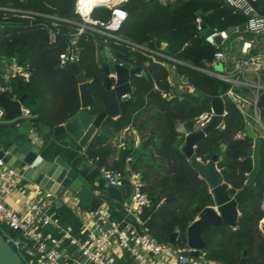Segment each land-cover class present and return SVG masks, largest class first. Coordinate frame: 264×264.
I'll list each match as a JSON object with an SVG mask.
<instances>
[{
  "label": "trees",
  "instance_id": "16d2710c",
  "mask_svg": "<svg viewBox=\"0 0 264 264\" xmlns=\"http://www.w3.org/2000/svg\"><path fill=\"white\" fill-rule=\"evenodd\" d=\"M258 13L264 14V0H249ZM99 3H93L96 5ZM91 15L106 20L109 10L99 4ZM1 7L27 10L35 13H50L69 21H62L55 27L56 40L48 41L47 30L42 23L48 21L41 15L26 17L22 12L0 10V59L14 57L18 64L26 66L29 80L11 76L6 83L16 97H23V104L31 116L28 124L37 133L44 129L53 130L80 110L78 82L69 65L59 66V54L73 38L79 19L74 12V0H0ZM121 7L126 18L116 30L123 39L149 48H156L157 42H164L163 51L179 62L167 60L165 65L153 62L138 50H132L123 41L109 40L115 58L128 66L141 67L146 75H133L130 79V109L116 118L106 116L77 158L90 160L101 166L123 169L126 156L132 169L141 172L150 197V205L141 214L146 220L155 207L165 199L157 221L147 230L159 241H169L170 234L179 231L176 245L186 242V227L207 205H213V197L206 181L190 164L180 150L181 139L176 130L183 122L189 132L193 131L195 116L209 107V101L198 96L202 92L215 97L224 92L229 84L200 70L213 67V53L222 49L204 40L205 32L195 28L194 18L201 16L206 29L221 30L239 27L245 18L224 0H124ZM235 31L245 38L251 34ZM101 37L96 33H84L77 38L80 47L79 66L88 79L92 95L91 112L102 110L99 94L104 86V74L98 55ZM173 66L194 88L184 92L179 99L170 86L167 77ZM158 86V89L154 88ZM163 91L176 95L167 99ZM226 114L224 128H214L195 145L194 152L202 161L213 154L220 155L216 165L224 169V180L233 193L242 187L252 167L247 149L252 140L243 135L235 138L237 131L244 132L242 115L229 100H225ZM264 106V96L259 101ZM21 121V119L19 120ZM133 126L143 138L135 148L128 146L120 150L117 160L109 165L112 152L108 140L114 133L126 126ZM148 142L144 143L145 139ZM224 148L222 149V146ZM256 190L249 193L247 201L238 204L239 215L235 227L227 224L208 225L201 231L205 242L203 254L206 259L222 264H264V138H261L260 168L256 176ZM2 231V230H0ZM245 252V254H243Z\"/></svg>",
  "mask_w": 264,
  "mask_h": 264
},
{
  "label": "built area",
  "instance_id": "2783aa9c",
  "mask_svg": "<svg viewBox=\"0 0 264 264\" xmlns=\"http://www.w3.org/2000/svg\"><path fill=\"white\" fill-rule=\"evenodd\" d=\"M124 0L110 2L107 0L104 7L109 10V17L102 20L91 15L94 7L89 0H74V12L79 19L73 21L76 31L66 49L59 54V66L63 67L71 63L79 64L80 47L77 45L78 36L84 33H96L102 41L101 47H108L111 61L119 65H126L113 55L109 40L123 41L130 45L132 50H138L147 54L153 62L166 64L167 60L179 62L163 51L160 45L149 48L145 45L131 43L116 34V30L126 18V11L121 7ZM234 12H239L245 18V31L252 34L251 38H241L238 53L229 55L228 48L218 49L213 53V67L200 68L203 72L229 84L228 88L219 96L223 102L229 100L238 109L246 124L261 138H264V116L259 106L260 99L264 96V14L258 13L249 0H224ZM0 10L22 12L24 16L41 15L48 23L43 22L42 27L47 30L48 41L55 42L58 23L69 21L63 17L50 13H35L27 10L1 7ZM197 31L205 32L204 40L208 44L218 47L229 40L230 33L227 28L206 32L201 16L194 18ZM237 28V27H236ZM221 38L220 43L215 42V37ZM220 61L221 70L214 67V63ZM128 66V65H126ZM10 76L19 75L25 81L29 80L30 72L26 66L18 64L14 57L9 64ZM130 67V66H129ZM115 79V74L110 75ZM180 80V79H179ZM158 89L157 85H154ZM181 91L193 92L194 88L188 80L182 76L178 87ZM12 93L11 87L0 81V93ZM164 98H171L175 93L163 91ZM12 99H18L14 94ZM122 99L130 98V93H124ZM183 98V95H178ZM225 107L222 112V120L218 124L219 129L224 128ZM215 112L211 105L195 116L193 131L201 130L214 117ZM29 108L21 104V115L16 117L15 124H20L22 117H30ZM4 109L0 105V122L4 121ZM32 141L39 140L38 134L31 127L28 129ZM191 132H185L184 138ZM244 132L239 130L235 138H242ZM42 160L40 154L29 162H20L17 165H7L0 158V221L6 230L0 231L5 240L18 253L22 264H116L115 249L119 248L127 252L137 264H193L192 255L185 253L191 249L184 245L178 246L170 241H159L153 237L143 226L145 220L141 214L150 205V197L145 189L146 183L140 171L132 169L130 161L132 157L126 156V165L123 169L113 167H99V172L108 186L121 187L124 180L128 179L130 193L126 196L122 208L130 215L134 222L121 224L115 220H108L105 211L97 206L84 215L78 226V235L73 234L71 224H63L53 204L55 198L60 195L74 211L81 209V203L75 193L67 188L58 195L43 188L27 176V171L34 169ZM28 191V192H27ZM95 196L101 195L98 188L92 192ZM17 194L22 208L18 210L9 205L5 197ZM264 210V199H263ZM106 227L104 228V226ZM177 232L175 241L179 231ZM203 252V250H200ZM199 251V253H200ZM204 255V254H203ZM62 260V261H60ZM206 264H222L215 260L206 259Z\"/></svg>",
  "mask_w": 264,
  "mask_h": 264
},
{
  "label": "water",
  "instance_id": "95a60500",
  "mask_svg": "<svg viewBox=\"0 0 264 264\" xmlns=\"http://www.w3.org/2000/svg\"><path fill=\"white\" fill-rule=\"evenodd\" d=\"M239 30L244 31L245 25L242 24L238 28L232 26L227 28V32ZM209 32V29H206ZM221 38L215 37V42L220 43ZM100 60L102 63V70L104 74V86L99 94L102 102V110L98 112H91L92 95L89 92L88 79L84 76L78 63H71L70 68L76 75L78 82V90L80 97L79 112L53 128L54 135L68 134L80 146L84 147L89 139L94 134L95 130L100 126L102 120L108 116L116 118L120 113L130 109V98L122 99L124 93H130V79L133 75H146L145 71L139 67H129L126 65H119L111 61L108 47L102 48L99 46L98 50ZM214 67L221 70L222 64L220 61L214 63ZM111 74H115V79L111 78ZM171 74H175V70H171ZM178 81V77L174 79ZM200 98L208 100L213 108L214 117L201 130L189 133L180 146V150L186 156L190 164L198 171L208 187L209 192L213 197L214 205L205 206L198 214V216L191 221L186 227V242L191 249L188 252L190 255L197 256L200 250H203L205 242L201 238V231L208 225L227 224L235 227L239 215L238 204L247 201L249 193L256 190V176L260 168V146L261 137L255 133L251 125L246 124L244 129V136L252 140V145L247 149V154L251 156L252 167L247 173L246 179L242 187L236 189L233 193L229 192L230 185L224 180V169H219L216 165L217 154H213L207 161H202L195 155L194 148L197 142L202 139L209 131L217 128L222 120V112L225 107L223 100L219 96L210 97L202 92L198 93ZM23 97L12 99L7 93H0V105L4 109V118L12 120L21 115V104ZM261 114L264 116V109H261ZM148 140H145V143ZM30 147H19L15 144H10L5 150L0 143V158L7 165H14L16 159L21 162L31 161L38 153L39 148L35 144L28 142ZM32 145L34 148H32ZM29 150L32 154L29 158L25 157ZM83 164L87 166H96L95 162L82 160ZM74 168L66 164L61 158L57 157L53 161H47L42 158L40 163L32 170L27 171V176L34 182L38 183L45 189L52 191L54 194H59L65 188L73 191L80 199L91 197V191L83 184L82 180L75 176ZM124 189L126 196L130 193V185L128 179L124 180ZM122 187V186H121ZM119 187V188H121ZM100 199L113 203L107 195H100ZM162 200L155 209L151 212L149 217L144 221L143 226L149 229L158 218L163 203ZM115 205L122 208L118 202ZM123 209V208H122ZM106 225L104 226V228ZM177 232L173 231L169 236V241L175 244ZM245 254V252H243ZM62 261V260H60ZM0 264H22L18 253L5 240L0 232ZM238 264H243V258Z\"/></svg>",
  "mask_w": 264,
  "mask_h": 264
},
{
  "label": "crops",
  "instance_id": "0c3cea01",
  "mask_svg": "<svg viewBox=\"0 0 264 264\" xmlns=\"http://www.w3.org/2000/svg\"><path fill=\"white\" fill-rule=\"evenodd\" d=\"M162 1L166 2L167 0H162ZM169 1L174 2L176 0H169ZM235 31H239V30H235ZM232 32H230L229 35L230 40H228L229 46L231 47L229 46L228 47L230 50L229 55L235 56L238 53V46L240 44V39L245 37L242 34H238V33L232 37L231 36ZM234 42H237V44L238 43L239 44L236 45ZM157 45H160L161 48H165L164 42L158 41ZM10 62H11V58L0 59V81H2L3 83L7 82V80L11 77L8 67ZM172 69L175 70V68L171 66L170 74L168 75L167 80L170 86L176 91L177 96L183 94L184 92H190V91H181L178 88L182 75H179L176 72V70L174 75L171 74ZM175 77H178L177 82L174 80ZM7 94L9 97L13 96V94L10 93ZM28 118L29 117H22L19 125L15 124V120H14L15 118L12 120L4 119V121L0 122V143L2 144V148L5 150L10 144H15L19 147L25 146L28 148L30 147V145H28V142H30L31 144H35L39 148L38 154H40L43 159L47 161H53L55 158L59 157L66 164L74 168V170L76 171L75 176L79 177L82 180L83 184L86 185L91 191V197L89 198L82 200L78 197L81 203V209L79 208L76 211H74L73 208L67 202H65L62 196L58 195L55 198L52 209L56 211V213L58 214L61 223L71 224L73 227V234L78 235V226L82 217L86 215L88 211L92 210L97 206H100L104 209L105 217L108 220H115L121 224L131 223L135 226L138 227L140 226L138 223L134 222V219L130 215H127L122 208L114 204V202H118L122 206L123 202L125 201L126 194H125L124 186H122L121 188L108 186L105 182V179L102 177L101 173L99 172V169L96 166H87L81 162L82 160L78 162L77 158L83 154V150L85 146L84 147L80 146L68 134L54 135L53 130H48V129H44L41 133H37L35 131L38 134L39 140L37 142H33L31 135L28 132V129L31 128L28 124ZM176 130L179 132L178 137L181 139V144H180L181 146L184 141V133L188 132V130L186 129L183 122H179L177 124ZM142 139L143 138L141 137V135L131 125L126 126L122 130L114 133L113 136H111V138L108 140V143L110 144L112 150L107 161L108 164L111 165L117 160L120 150L128 146H132V148H135L136 146H138V144L141 142ZM32 148H34L33 145ZM223 148L224 145L222 146V149ZM31 152L32 151L29 150L26 154H24V156L29 158L32 154ZM217 156L220 157V155ZM20 162L21 160L16 159L14 165H17ZM125 165L126 162L124 164V167ZM96 188L101 190V195L102 194L107 195L110 199H112L113 203H109L107 201H104L103 199H100L98 196H95L92 192ZM5 200L9 205H13L18 210L22 208L20 199L18 198L17 194L8 195L5 197ZM261 222H264V218L261 219ZM115 257H116V264H137V262L127 252L119 248L115 249ZM192 257L194 259L193 264H206V258L203 255L202 251H200V253L197 256L192 255Z\"/></svg>",
  "mask_w": 264,
  "mask_h": 264
},
{
  "label": "rangeland",
  "instance_id": "374dc122",
  "mask_svg": "<svg viewBox=\"0 0 264 264\" xmlns=\"http://www.w3.org/2000/svg\"><path fill=\"white\" fill-rule=\"evenodd\" d=\"M180 1V0H179ZM177 2H178V0H177ZM244 33H247V32H244ZM233 37V36H232ZM230 40V39H229ZM236 45H238L237 44V42H234ZM234 45V44H233ZM228 46H229V42H226L224 45H223V48H228ZM0 230H6V227L1 223V221H0Z\"/></svg>",
  "mask_w": 264,
  "mask_h": 264
},
{
  "label": "bare ground",
  "instance_id": "6f19581e",
  "mask_svg": "<svg viewBox=\"0 0 264 264\" xmlns=\"http://www.w3.org/2000/svg\"><path fill=\"white\" fill-rule=\"evenodd\" d=\"M91 4L93 3H99V4H102L104 5L105 2H107V0H89ZM116 1H120V0H110V2H116Z\"/></svg>",
  "mask_w": 264,
  "mask_h": 264
}]
</instances>
